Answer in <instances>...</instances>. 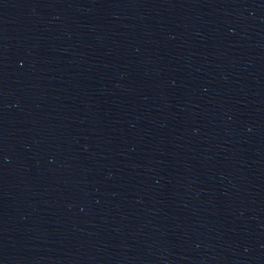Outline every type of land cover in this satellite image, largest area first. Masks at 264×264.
<instances>
[{
    "label": "water",
    "instance_id": "1",
    "mask_svg": "<svg viewBox=\"0 0 264 264\" xmlns=\"http://www.w3.org/2000/svg\"><path fill=\"white\" fill-rule=\"evenodd\" d=\"M0 264H264V0H0Z\"/></svg>",
    "mask_w": 264,
    "mask_h": 264
}]
</instances>
